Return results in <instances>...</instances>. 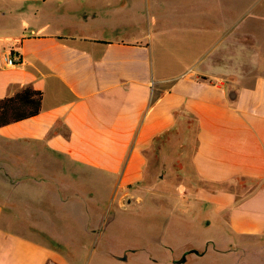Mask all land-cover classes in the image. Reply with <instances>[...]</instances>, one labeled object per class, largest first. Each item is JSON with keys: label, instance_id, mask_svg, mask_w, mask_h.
Wrapping results in <instances>:
<instances>
[{"label": "crops", "instance_id": "1", "mask_svg": "<svg viewBox=\"0 0 264 264\" xmlns=\"http://www.w3.org/2000/svg\"><path fill=\"white\" fill-rule=\"evenodd\" d=\"M239 36L252 41L245 67ZM25 87L42 92L39 114L0 127V182L15 183L0 201V264H75L91 238L52 231L92 230L101 191H118L124 212L159 180L171 212L224 221L230 264L256 237L264 264V0H0V98Z\"/></svg>", "mask_w": 264, "mask_h": 264}, {"label": "rangeland", "instance_id": "2", "mask_svg": "<svg viewBox=\"0 0 264 264\" xmlns=\"http://www.w3.org/2000/svg\"><path fill=\"white\" fill-rule=\"evenodd\" d=\"M210 1H214L216 5L225 6L230 2V0ZM238 9L239 7H236L237 11ZM169 24L171 27L179 26L175 20ZM247 27L252 32L260 34L259 23L249 22ZM172 28L174 29V27ZM251 42L250 38L237 37V66L249 65L251 57L248 49L243 50V45H250ZM209 53L204 54L203 59L206 56L210 58L209 55L211 54ZM222 56L227 58V54ZM9 184L14 185L15 183L0 182V201L5 200L4 196L7 194ZM166 186L165 181L159 180L152 192L145 193L140 203H133L124 212H120L117 208L118 191H112L110 196L109 191H101V194H107V197L100 200L103 205L102 208L105 206L106 209L104 208L105 212L103 211L101 214H92V230L70 231L60 225L59 229L52 232L62 239L67 238L68 232L70 237L91 238V245L85 247L86 251H84L81 260L75 264H113L108 257L109 253L113 251L120 253L122 250L124 256L128 253L134 255L129 256L132 258L125 264H146L142 263L141 260L147 258L148 255L160 260L157 264H176V261L183 256L185 260L181 264H230L227 254L235 246L229 247L227 241L223 240L229 234L224 221L218 220L210 209L205 210L208 211L205 212L199 207L191 208L190 211L184 208L185 212H171L170 209L176 203V199L167 197ZM8 194L7 200L13 201L17 205H24L28 211H35V204L28 201L24 202L23 199L18 196L14 197L9 192ZM125 200L127 199H123L124 202ZM129 200L130 198H128ZM181 201L179 202L181 203ZM182 203L187 204L190 201ZM25 217L29 222H36L34 213L27 214ZM46 236L45 234V240L51 242L50 238ZM240 239L239 247L236 246L238 248L236 253L242 257L237 260V264H244L245 254L247 264H259L258 237L248 238L246 243L244 238ZM157 242L164 245L160 246Z\"/></svg>", "mask_w": 264, "mask_h": 264}, {"label": "trees", "instance_id": "3", "mask_svg": "<svg viewBox=\"0 0 264 264\" xmlns=\"http://www.w3.org/2000/svg\"><path fill=\"white\" fill-rule=\"evenodd\" d=\"M42 92L25 87L0 98V127L35 117L41 109Z\"/></svg>", "mask_w": 264, "mask_h": 264}, {"label": "built area", "instance_id": "4", "mask_svg": "<svg viewBox=\"0 0 264 264\" xmlns=\"http://www.w3.org/2000/svg\"><path fill=\"white\" fill-rule=\"evenodd\" d=\"M4 64L8 67H13L19 64L20 58L18 55H13L12 53H6L3 57Z\"/></svg>", "mask_w": 264, "mask_h": 264}, {"label": "water", "instance_id": "5", "mask_svg": "<svg viewBox=\"0 0 264 264\" xmlns=\"http://www.w3.org/2000/svg\"><path fill=\"white\" fill-rule=\"evenodd\" d=\"M184 260H185V258H184V256H183V257H181L178 261H176V264H181V263L184 262Z\"/></svg>", "mask_w": 264, "mask_h": 264}]
</instances>
